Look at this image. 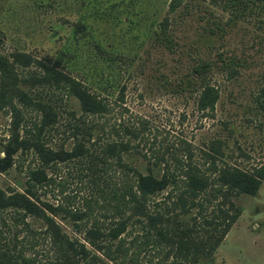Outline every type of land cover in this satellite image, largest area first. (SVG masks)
<instances>
[{
  "label": "rangeland",
  "instance_id": "1",
  "mask_svg": "<svg viewBox=\"0 0 264 264\" xmlns=\"http://www.w3.org/2000/svg\"><path fill=\"white\" fill-rule=\"evenodd\" d=\"M168 1L0 0V59L11 62L17 76L22 98L13 101L20 123L31 126L41 116L30 101L50 104L55 116L43 130L46 145L71 149L79 139L88 149L85 155L46 169L53 180L40 189L42 199L83 208L85 199L106 185L97 169L105 159L119 178L133 177L125 162L142 173L161 175L183 156L184 150L175 143L178 139L189 143L192 161L205 172L210 154L219 164L264 163V0H183L172 12ZM197 64L205 71L197 74ZM44 65L78 78L113 108L102 117L84 113L78 97L66 95V87L39 82ZM207 80L219 89L212 116L196 106ZM138 116L148 119L150 131L130 140L137 146L130 147L122 160L106 151L105 142L93 141V122L109 117L116 124L130 123ZM13 119L7 106L0 107V155ZM34 157L32 150L18 156L21 165L1 174L0 183L23 182L28 164L37 163ZM165 191L152 195L147 209L170 221L182 218L193 223L195 207L181 213L171 202L169 207L154 204ZM204 197L207 190L198 197L207 214L212 204L207 207ZM231 197L239 214L215 251L201 255L199 264H264V179L255 193ZM102 213L97 215L112 223V217ZM135 217L129 219L127 231H142L143 223L135 222ZM59 219L61 224L70 220L62 214ZM161 224L157 222V227ZM174 247V242L161 240L156 247L146 246L141 258L145 263L168 264ZM166 251L170 256L162 259Z\"/></svg>",
  "mask_w": 264,
  "mask_h": 264
},
{
  "label": "trees",
  "instance_id": "2",
  "mask_svg": "<svg viewBox=\"0 0 264 264\" xmlns=\"http://www.w3.org/2000/svg\"><path fill=\"white\" fill-rule=\"evenodd\" d=\"M182 3L183 0H169L168 11H174ZM161 24L164 31L166 17ZM204 71L201 64L195 66L197 74ZM16 77L12 63L5 58L0 59V107L7 106L14 116L8 138L3 143V154L0 155V177L11 166L21 165L17 157L31 150L37 163L33 166L28 164L23 182L17 180L13 185L0 183V237L4 238L0 241V264H154L151 261L145 263L141 252L146 246L156 247L161 240L175 243L168 264H199L201 255H211L215 251L239 214L231 196L241 192L255 193L264 179V163L251 167L226 162L219 164L211 154L205 172L192 161L189 143L178 139L175 143L184 150L183 156L176 157L174 167L165 168L161 175L150 171L142 173L133 163L125 162L133 177L119 178L110 171V160L105 159L97 169L106 185L98 186L97 194L86 198L83 208L71 209L54 204L46 198L42 199L39 193L53 180L46 169L60 161L85 155L88 149L79 139L71 149H52L46 145L43 130L54 121L55 116L50 104L30 101L35 109L42 112L41 116L31 126L21 124L19 109L13 101L16 97L22 98ZM39 80L66 87V95L77 96L86 114L102 117L113 108L105 96L55 67L44 65V73ZM218 97V87L207 80L196 97V106L212 116ZM109 119L105 117L93 122L91 127L96 129L93 141L105 142L106 151L122 160L130 147L137 146L130 140H139L145 131H150L151 125L142 116L130 123L123 120L116 124ZM88 132L91 134V131ZM163 189L165 194L154 204L159 206L163 202L169 207L171 202V207L179 208L181 213L195 207L196 212L191 216L193 223H187L182 218L170 221L167 215L147 209L149 198ZM205 190L207 207L212 204L207 214L204 202L198 198ZM213 200H216L215 203H212ZM99 210L103 211L101 216L104 218L112 217V223L111 219L105 222L99 217ZM60 214L70 219L67 224L60 223ZM133 215H137L135 222L143 223L142 231H127V224ZM157 222L162 224L157 227ZM19 224L21 227L17 228ZM150 226L155 229L152 233L146 230ZM41 243L46 245L45 249L38 248ZM44 250L46 253H43ZM42 254L46 255L45 259ZM168 256L169 251H166L162 259Z\"/></svg>",
  "mask_w": 264,
  "mask_h": 264
}]
</instances>
